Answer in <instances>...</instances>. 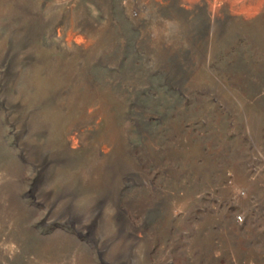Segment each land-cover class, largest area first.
Here are the masks:
<instances>
[{"label":"rangeland","instance_id":"1","mask_svg":"<svg viewBox=\"0 0 264 264\" xmlns=\"http://www.w3.org/2000/svg\"><path fill=\"white\" fill-rule=\"evenodd\" d=\"M208 1L0 0V264H264V0Z\"/></svg>","mask_w":264,"mask_h":264},{"label":"bare ground","instance_id":"2","mask_svg":"<svg viewBox=\"0 0 264 264\" xmlns=\"http://www.w3.org/2000/svg\"><path fill=\"white\" fill-rule=\"evenodd\" d=\"M182 2L186 3V0H182ZM217 2L218 0H212L213 5L210 4L209 2L210 8L208 11V16H209L210 26L212 28L215 26L216 22H218L220 18L222 17L221 14L219 13V9L217 8ZM138 5H137L138 7L132 8L129 5L124 4L125 13L127 14L129 18L134 19L135 16H139V12L141 11L142 5L141 3ZM226 5L229 8L230 16L246 19L254 11V9L262 5V2L257 0L255 2H250L249 4L244 5L241 8H236L229 1L226 2Z\"/></svg>","mask_w":264,"mask_h":264}]
</instances>
